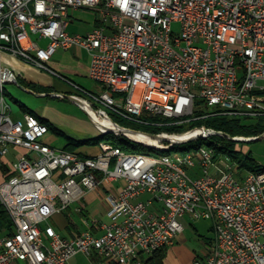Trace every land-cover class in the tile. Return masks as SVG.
<instances>
[{"label": "built area", "instance_id": "2783aa9c", "mask_svg": "<svg viewBox=\"0 0 264 264\" xmlns=\"http://www.w3.org/2000/svg\"><path fill=\"white\" fill-rule=\"evenodd\" d=\"M73 9L93 10L97 25L69 34ZM72 47L88 53L99 92L47 66ZM3 54L62 78L76 93L67 100L125 137L115 118L158 128L264 118V0H0V88L15 81ZM47 133L11 119L0 100V206L10 220L0 230V264H69L77 254L92 264H142L174 243L183 218L208 220L213 234L191 264H264L263 165L243 171L205 148L152 156L106 141L94 155L79 154L49 146ZM100 185L108 205V222H93L100 234H59L49 220Z\"/></svg>", "mask_w": 264, "mask_h": 264}, {"label": "crops", "instance_id": "0c3cea01", "mask_svg": "<svg viewBox=\"0 0 264 264\" xmlns=\"http://www.w3.org/2000/svg\"><path fill=\"white\" fill-rule=\"evenodd\" d=\"M97 25V15L90 9H73L68 13V26L66 31L69 34L84 35ZM44 43V42H42ZM90 58L88 53L81 48L72 47L68 50H57L50 60L47 62V66L53 70L58 76L70 80L75 85L86 89L81 84H86L87 80L92 81L88 77V67ZM1 66L11 71L15 77L14 83L18 84L16 79H19L32 86L33 90L28 92L36 93L38 96H55L60 93L66 95H75V90L68 85L62 78L53 75L49 72L39 70L29 64H26L22 60L12 57L7 54H3L1 57ZM66 74L73 77L77 82L67 78ZM95 83V82H94ZM19 85V84H18ZM21 86V85H19ZM23 88V87H22ZM98 88V87H97ZM25 89V88H24ZM88 90V89H86ZM60 92V93H59ZM20 105V104H19ZM20 107V106H19ZM29 111H23L20 108V114L16 117L19 119L25 113H31L37 117L40 121L45 123L48 127V133L44 137V142L49 146L55 148L52 144L57 140L56 135H52L50 131L52 126L49 125L44 117L24 106ZM50 133V135H48ZM88 139H79L68 141H86ZM93 139V138H92ZM68 141L60 148L63 149ZM95 145L83 144L78 146L73 152L86 155H94L97 153ZM122 182H114L111 187H118ZM107 186L100 185L97 190L86 192L85 195L79 200L80 204H71L61 214L54 215L49 223L55 228V230L64 237L71 238L85 230H89L94 234H100V230L95 227L94 221L108 222L106 212L108 205L105 201L104 195L106 193ZM76 203V202H74ZM74 205V207H72ZM79 209V210H78ZM102 211V212H101ZM184 232V230H183ZM183 232L177 236V241L183 240ZM80 254L73 256L69 260V264L74 263V259ZM186 255V250L182 246L172 244L166 248L165 258L163 264H179L178 260ZM193 256V255H192ZM192 258L188 264H191ZM92 260V259H90Z\"/></svg>", "mask_w": 264, "mask_h": 264}, {"label": "trees", "instance_id": "16d2710c", "mask_svg": "<svg viewBox=\"0 0 264 264\" xmlns=\"http://www.w3.org/2000/svg\"><path fill=\"white\" fill-rule=\"evenodd\" d=\"M17 83L21 87L32 91L31 85L16 79ZM23 111H29L24 108L23 105H19ZM31 114V113H30ZM116 125L123 130L125 136H121L115 128H107L104 133L99 136L86 140V141H68L63 148L66 151H73L78 146L83 144L95 145L99 142H110L112 145L118 146L121 150L126 152L142 153L144 155H161L171 154L173 152H188L193 149H197L198 146L203 143L197 144L199 140L197 133L204 129L213 130L219 135L209 137V141L206 144L212 146L214 151L220 155H229L235 162V166L245 168L248 171H253L258 168L255 161H253L248 154L240 157L241 154L238 150H232L233 142L236 140L239 142L260 140L264 135V118H259L254 121L253 124H245L244 120L227 119L226 117H208L196 121H192L180 126L170 128H158L152 126L137 125L122 119L115 118ZM166 132H177L183 134L178 140H164L163 135ZM198 135V134H197ZM227 136V140L223 137ZM133 139H148L150 143L146 141H134ZM264 170V165H263ZM10 229V220L6 211L0 206V230ZM166 248H161L154 251L149 256L143 259L142 264H163L165 258Z\"/></svg>", "mask_w": 264, "mask_h": 264}, {"label": "rangeland", "instance_id": "374dc122", "mask_svg": "<svg viewBox=\"0 0 264 264\" xmlns=\"http://www.w3.org/2000/svg\"><path fill=\"white\" fill-rule=\"evenodd\" d=\"M178 24H173L172 29L177 31ZM43 45L44 43L41 42ZM67 78L77 82L73 77L66 74ZM83 87L91 92H99L98 85L93 81L87 80L86 84H81ZM3 95L6 104L10 107V117L15 120L20 114L19 104L28 109L41 114L47 120L52 130L50 133L56 135V141L52 144L55 148L62 147L69 139L79 140L95 138L104 133L107 127L96 125L86 115L83 109L67 100L65 95L60 93V96H38L36 93L28 92L14 82H8L3 86ZM254 121H245V124H253ZM50 133L48 135H50ZM45 137V136H44ZM197 144H206V141L199 139ZM97 145V144H96ZM92 146V145H90ZM238 148L250 158L260 165H264V138L260 140L233 142V151ZM239 154L243 157L244 154ZM230 157L229 155H224ZM235 162V161H234ZM246 171L245 168H241ZM75 204H80L77 201ZM74 205L72 207H74ZM66 212V211H64ZM102 212V211H101ZM184 226L183 240H174V244L182 246L186 250V255L178 260L179 264H188L190 258L194 254H201L206 250L207 244L212 241L213 234L211 232V223L208 220H197L188 222L187 218L181 220ZM73 264H92L90 258L80 254L74 259Z\"/></svg>", "mask_w": 264, "mask_h": 264}, {"label": "bare ground", "instance_id": "6f19581e", "mask_svg": "<svg viewBox=\"0 0 264 264\" xmlns=\"http://www.w3.org/2000/svg\"><path fill=\"white\" fill-rule=\"evenodd\" d=\"M3 89H4L3 87L0 88V94H3ZM0 100H3L5 102L3 95H0ZM22 117H24L25 119L31 121L32 123H34V125L38 126L40 129H45L47 131L49 130L48 127H47V125L45 123H43L37 117H35L34 115H32L30 113H25V114L22 115ZM197 137L199 139H202L203 141H209L210 134L209 133H201V134H198ZM102 143H104V142H99L98 144H102ZM110 145H112V143H110ZM117 148L120 149L118 146H117ZM204 148L206 150H208V151L215 152L214 151V148L212 146H209L207 144H203V145L198 146V148L196 150L193 149L192 151L189 150L188 152H186V151L185 152H173V153L168 154V155H178V154H181V153H197V152H199L200 150H202ZM153 156H155V155H153ZM222 157H226V156L222 155ZM228 158H229L230 161H233L234 162V160L231 157H228ZM235 164H236V162H234V165ZM246 171H248V170H246ZM263 173H264V170H263Z\"/></svg>", "mask_w": 264, "mask_h": 264}, {"label": "water", "instance_id": "95a60500", "mask_svg": "<svg viewBox=\"0 0 264 264\" xmlns=\"http://www.w3.org/2000/svg\"><path fill=\"white\" fill-rule=\"evenodd\" d=\"M262 137H264V135L262 136ZM231 141H234V140H232V139H230Z\"/></svg>", "mask_w": 264, "mask_h": 264}]
</instances>
